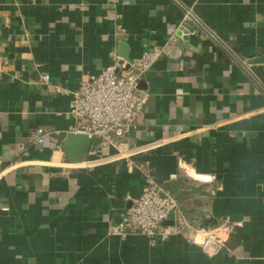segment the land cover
Returning <instances> with one entry per match:
<instances>
[{
    "label": "crops",
    "instance_id": "0c3cea01",
    "mask_svg": "<svg viewBox=\"0 0 264 264\" xmlns=\"http://www.w3.org/2000/svg\"><path fill=\"white\" fill-rule=\"evenodd\" d=\"M185 7L201 27L143 76L135 129L71 164L62 91L120 43L129 59L178 45ZM148 179L178 183L156 246L110 234ZM227 221L240 225L214 257L176 232ZM0 264H264V0H0Z\"/></svg>",
    "mask_w": 264,
    "mask_h": 264
},
{
    "label": "built area",
    "instance_id": "2783aa9c",
    "mask_svg": "<svg viewBox=\"0 0 264 264\" xmlns=\"http://www.w3.org/2000/svg\"><path fill=\"white\" fill-rule=\"evenodd\" d=\"M187 22L201 27L192 9L185 7L178 28H185L184 24ZM204 30L208 31L206 28ZM173 37L172 35L170 39ZM167 50L168 45L165 44L158 50L144 52L123 63H119L120 58L114 55L111 63L99 74L84 78L76 91H62L70 96L68 115L75 122L72 131L85 134L91 139H100L102 148L114 146L117 140L125 139L135 129L137 118L146 103L147 96L139 88V82L152 64L167 54ZM48 80V75H44L43 81ZM32 137L33 144L40 147L47 140L46 134L33 133ZM172 178L174 175L170 176ZM177 209V199L148 179L123 221L112 227L110 234L121 239L130 234H140L147 238L150 246H156L166 241L171 234L160 226ZM239 225L240 223L227 221L201 230L198 241L191 237L187 227L178 228L176 232L187 243L197 242L205 256L214 257L224 248L225 239L233 228Z\"/></svg>",
    "mask_w": 264,
    "mask_h": 264
},
{
    "label": "water",
    "instance_id": "95a60500",
    "mask_svg": "<svg viewBox=\"0 0 264 264\" xmlns=\"http://www.w3.org/2000/svg\"><path fill=\"white\" fill-rule=\"evenodd\" d=\"M195 24V23H194ZM194 26V25H193ZM190 25L189 22L184 24L185 28H177V30L174 33V38L179 40L178 45H172L170 47V50L168 49L167 55L169 53H173L174 49H178V52H182V49H185L188 44V36L187 34L190 32H193V27ZM195 26H198L195 24ZM127 46L125 43L119 44V63L123 62H129L130 59L127 54ZM181 54V53H180ZM139 88L143 89V81L141 80L139 82ZM56 140H58L61 144L60 148L63 151V153L66 155V159L71 164H78L82 161L85 154L88 152L90 144H91V138L87 137L85 134L75 133V132H62L59 133L56 136ZM178 183L175 181H167L163 185V189L168 192L172 193L177 188ZM166 222V221H164ZM162 224H165V223Z\"/></svg>",
    "mask_w": 264,
    "mask_h": 264
}]
</instances>
